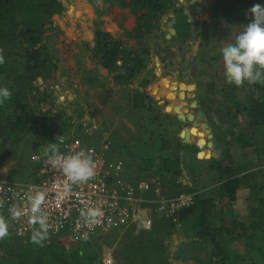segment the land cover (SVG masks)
<instances>
[{"label": "rangeland", "instance_id": "obj_1", "mask_svg": "<svg viewBox=\"0 0 264 264\" xmlns=\"http://www.w3.org/2000/svg\"><path fill=\"white\" fill-rule=\"evenodd\" d=\"M207 1L208 3L206 4L205 0L176 1L180 3L177 5V9L181 12L185 10L187 12V15L183 14L185 17H193L195 20V28L200 24L201 31L197 32L195 29V31L192 32V35L196 36L194 38L192 37V39H195V45H184L181 49L182 53H179L176 49L180 46L174 47L172 41L166 39L170 28L168 27V23L172 19L169 15L164 17L167 21L162 20L160 28L155 30L151 36H147L144 40L137 41L130 38V31L126 29L124 24L115 22L107 16V12L100 0H63L67 10L62 16H54L52 18L53 30H49L46 33L47 39L45 41L47 51L58 63L60 86L49 90L53 104L46 106V109H49V111L46 112L45 121L37 122L35 125L37 128L35 132L27 133L21 145H15L11 141L4 144V137H0V181L2 179L9 180L11 176L16 182H26L22 180L28 176L29 171H26L27 167L22 169L19 165V161L16 159L19 155H23L25 151H30L28 156L31 157V160L28 161L33 162V156L45 155L44 149L46 144L57 142V139L61 137H74L80 139L87 145L93 146H99L103 142L111 140L114 145L113 148H116L115 151L119 154H116L114 158H122L127 167L125 169L126 173H128H125V179L131 182L143 180L151 184V191L145 197V199L149 201L174 200L183 195L191 194L186 192V185L188 184L183 183L185 179L183 175L180 179L181 185L175 186L169 184L168 181H164L153 171H143L140 166L141 160L119 146L117 141L131 140L132 142H138L139 146L141 142L147 141L151 133H153V130L155 131L156 129L155 125H157V122L155 118L165 107L153 101V109L150 111H146V109L141 110L139 107V109L134 108L133 92L138 87L135 85L133 88H125L117 84L112 75L91 60L87 46L94 45L95 33L98 29L125 41L132 49H136L140 45L142 48L144 44H147L152 48L151 55H153L148 65L147 74L149 77H151V71L155 69L156 62L158 61L161 63L163 61L162 64L171 65V67L175 69L183 67V71L185 69V72H188V70H190L189 55L191 53L197 55L198 58H196L195 64L193 63V67H203V69L200 68L201 74L199 75V79L204 82V85L213 80L215 83L217 77L212 79L209 72L220 73L221 75L219 76H221V81L217 82L222 84V87L226 89L225 96L231 100L229 101L230 106L225 107L227 114L222 117L224 118L221 120L222 125L218 126V133L220 134L219 136H221V133H223L224 130L226 131L229 126L232 125V122H234L235 115H237L235 113L237 110L236 101L244 100L251 85L245 83L242 87L238 88L235 85H229L225 82L220 50L227 44L234 42L236 34L242 31L243 28H236V26H234L228 33H226V30L223 31L220 27L216 28L215 21L217 18L216 15L218 14L217 12L224 4L228 3L229 0ZM195 9L197 10L196 13L194 12ZM173 12L171 14L176 18L177 15ZM184 16L182 17V23H185ZM193 22L189 24H194ZM177 29L182 31L183 26L181 28L177 25ZM188 29L190 30V26ZM158 48L161 54H158ZM22 70L21 62L13 60L9 66V76L16 77L22 73ZM165 76L166 74H164L162 78L164 79ZM163 82L164 81L160 82V84ZM38 84L41 85L42 81H39ZM181 85L188 88L184 86L187 84ZM182 90L183 89L179 88L177 91H174L178 96L179 91ZM186 91L189 90L186 89L183 92ZM217 97L219 98L218 94ZM169 100L172 101L173 99ZM175 104L176 103L172 104L168 109L171 111L175 109L178 110ZM229 112L230 114H228ZM56 125H64L65 127L60 128L51 139L48 133L51 129H54ZM147 126H149L150 130L145 129ZM175 126L176 123H174L173 127ZM151 127H153L152 130ZM138 138H141L142 141H139ZM262 140L264 142V131L261 136V141ZM200 145L203 146L204 143ZM20 146L23 147L20 148ZM140 148L145 150V147ZM141 152L142 150L140 149V153ZM248 153L251 154L250 162L256 164L258 161H256L254 151L249 150ZM148 155L149 154L143 152L140 158L148 157ZM200 157L204 158L209 156L203 153ZM191 159L189 158L187 161L190 162ZM203 162L202 160H198V162L193 163V165H198L199 170L201 169L200 171L202 172V170L204 171L206 169L204 167L205 163L203 164ZM259 163L263 165L264 159L260 160ZM185 166H187L186 161ZM202 173L194 180L195 187L198 189L204 187V183H208V179L205 178ZM188 175L192 178V173ZM35 177L34 175L32 178V175H30L29 179L32 181ZM149 201H146L139 207L137 213L138 223L127 229L115 228L111 230L112 233L100 234L103 238L100 240L99 247L94 249V252H80L82 261L80 264H162L163 260L167 261L165 262L166 264H209L208 254L210 252L203 251L202 248H192L191 244H189L190 248H188L187 253L182 254L184 261L176 259L180 246H183L185 243L188 245V243L198 241L199 238L197 235H199L200 232H198L199 228L197 229V227H199V225H194L195 221L193 218L186 224L180 223L178 219L177 221L168 220L156 211L157 204ZM223 206L226 217L221 221L220 208H222V206L220 208L218 207V211L214 218L215 226L213 225L211 227L213 229L217 226H221L223 228L222 230L227 233V231H232V218L228 215L230 206L227 204ZM0 214H5L4 216L8 219L9 224V236L0 240V264H20L12 260L14 257L11 255L15 253L18 247L17 238L23 242L29 240L31 242L32 235L19 237L9 221L10 219L8 218L7 211L0 209ZM263 224L264 219L262 224L258 222L255 238L258 239L257 245L259 248L257 246V249L262 250L264 255ZM153 228L156 230L155 232ZM242 237L247 240L245 235ZM235 239L236 232L234 234L229 233L226 236L228 248L234 253H244V241H242L244 248H239V250L236 249L237 244ZM11 242L13 244H11ZM81 242H74L68 237H48L44 241L43 246L33 243L32 246L34 247L29 249L32 253L31 260L37 261L41 256H44V252L39 250L42 247L49 248L54 245L56 251L64 253L68 259L72 261L73 258H71V256L78 251V245ZM153 242L158 245L161 252L154 248ZM8 245L12 247H8ZM133 245L134 248L131 247ZM181 249L183 250V248ZM260 257L264 259L261 255ZM108 261L111 262L108 263Z\"/></svg>", "mask_w": 264, "mask_h": 264}, {"label": "trees", "instance_id": "obj_2", "mask_svg": "<svg viewBox=\"0 0 264 264\" xmlns=\"http://www.w3.org/2000/svg\"><path fill=\"white\" fill-rule=\"evenodd\" d=\"M100 1L107 16L115 22L124 24L130 31V38L137 41L151 36L155 30L160 28L163 18L177 9L175 0ZM255 4L264 6V0H229L217 12L215 27L226 30V33L230 32L234 26L243 28L251 22L249 9ZM66 10L63 0H0V49H3L5 60L4 64H0V87H8L13 93L10 100L0 105V137H4V144L11 141L15 145H21L27 133L35 132L36 123L45 121L46 112L49 111L46 106L53 104L49 90L60 86L59 66L46 49V33L53 30L52 18L62 16ZM183 16V14L177 15L176 19L177 25L181 28L183 26V33L179 32V35L185 40L191 37V31L188 29L190 24L187 22V16H184L185 23H182ZM87 48L91 60L112 75L117 84L125 88H133L135 85L138 87L133 92L134 108L139 107L146 111L153 109V101L146 91L152 86L153 78L152 73V78L147 74L152 49L149 45L144 44L142 48L140 45L132 49L125 41L98 29L95 33L94 45H88ZM158 54H161L159 48ZM13 60L20 61L23 68L22 73L16 77L9 76V66ZM39 81H42L41 85L38 84ZM165 84L167 85L166 81ZM174 90L175 85L171 87L173 93ZM218 92L223 93L222 90ZM173 93L169 92L168 98L174 99L176 95ZM243 101L241 105L237 104L235 112L237 115L232 125L219 136V139L226 144L223 156L220 159L212 158L208 161L209 169L215 175L216 185L209 190L205 189L206 187L198 189L195 184L186 185V192L195 194L194 205L179 211L177 219L180 223L186 224L193 218L194 225H199L197 229L199 228L200 234L197 235L198 241L180 246L176 255L177 260L183 259L182 254L187 253L190 248L189 244H191L192 248H202L203 251L210 252L208 254L209 264H264V259L260 257V255L264 257L262 250L257 249L258 239L255 238L257 231L250 232L248 227L239 224L238 228L241 229L242 236L245 235L247 238V240L243 237L240 239L242 241L244 239L245 243V252L242 254L234 253L226 244V236L229 233L234 234L237 227L236 217L232 211V206L236 203V193L248 178V175L244 174L239 158L236 159V151L251 146L259 151L263 145L261 136L264 131V84L251 85ZM168 111L171 110L168 109ZM165 117L155 118L157 122L155 131L153 130L148 140L141 142L140 146L138 142L131 140L117 142L122 149H126L141 160L140 166L143 171H153L164 181L177 186L181 185L180 179L183 175L185 161L192 157V163L198 162L196 158L198 147L184 146L176 138V133L170 132L169 128L174 126V123L178 124V120H171L172 117L167 114ZM64 127V125H56L50 130L48 136L52 139L53 135ZM145 129L150 130L149 126ZM138 140L142 141L141 138ZM106 142H111V140ZM202 143L205 142L202 140L200 144ZM111 146L113 149L112 142ZM140 147H145V150ZM139 148L142 150L141 153ZM143 152L149 154L148 157L140 158ZM28 154L30 151H25L23 155L16 158L22 169L27 167L26 171H29L28 176L22 181L36 182V178L31 181L29 177L30 175L34 177L40 165L28 161L31 160ZM208 156L210 157V154ZM9 180L14 181L11 176ZM224 204L230 206L228 215L231 216L233 225L232 231H227V233L222 230L221 226L213 229L211 227L214 225L218 207L222 206L220 208L221 221L226 217ZM153 230L156 231L154 228ZM92 238L79 243L78 251L71 256L72 261L64 253L56 251L54 245L39 249L44 252V256L37 261H32V253L29 249L34 247L33 243L30 240L23 242L17 238L18 247L15 253L11 254L14 257L12 260L20 264H80L82 262L80 252H94L103 237L97 235ZM152 244L157 251L161 250L157 244L154 242ZM8 247L12 246L8 245ZM131 247L134 248V245ZM165 262L167 261L163 260L162 264H166Z\"/></svg>", "mask_w": 264, "mask_h": 264}, {"label": "built area", "instance_id": "obj_3", "mask_svg": "<svg viewBox=\"0 0 264 264\" xmlns=\"http://www.w3.org/2000/svg\"><path fill=\"white\" fill-rule=\"evenodd\" d=\"M58 143L64 155L73 154L81 148L92 149L96 163L95 176L87 183L73 185L69 189L63 175L47 163L46 156H33V162L41 167V181L33 183L1 180L0 199L4 201L2 209L7 211L11 205L17 203L26 209L28 186L36 185L46 191V201L42 207L49 217V238L68 237L74 242H81L100 233H109L115 228L127 229L138 223V209L149 201L141 194L149 193L151 184L143 180L131 182L125 179V162L122 158L110 157L111 142H104L98 147L86 145L78 138L61 137ZM153 203L157 204L158 213L168 220L177 221L179 211L194 205V195H183L174 200H158ZM86 207H99L103 213L99 223L92 229L83 226L79 215L80 209ZM7 215L10 219L8 212ZM9 221L19 237L32 235L33 228L28 223L27 213L19 221ZM85 234L87 239L84 238Z\"/></svg>", "mask_w": 264, "mask_h": 264}, {"label": "crops", "instance_id": "obj_4", "mask_svg": "<svg viewBox=\"0 0 264 264\" xmlns=\"http://www.w3.org/2000/svg\"><path fill=\"white\" fill-rule=\"evenodd\" d=\"M173 28L177 31V35L179 37V46H181L180 48L176 50H178L179 53H182L181 48H183V46L185 45L184 41L186 39L184 40L182 36L179 35V32H182V31H179V29H177V21L175 25L173 26ZM192 37L194 38L196 36L193 35ZM192 41L193 42L191 43H187L188 46L195 45V39H192ZM151 57H153V55H151ZM196 58H198L197 55L193 53L189 55L190 70H188V72H185V69L183 71V67H179V69H175L171 67V65L168 66V65L162 64L163 61L162 63L159 61L156 62L155 69L151 71V73L153 74L152 83H151L152 86L150 88H147V94L151 97L152 101L157 102L158 105L165 107L162 109L161 113L158 115L160 118L165 117V114H167L170 117H172L171 120H178V124H176L175 127L173 126L169 127L170 132L176 133V138L184 146H197L198 153L196 154V158L198 160L204 161L203 164L205 163L204 167L206 169L204 171L202 170L203 172L202 173L200 171L201 169L199 170L198 165L194 166L190 160H189L190 162L186 161L187 166H185V169L183 172V176L185 178L183 180V183L188 184V186H192L193 184H195L194 180H196V178L199 177V175L202 173L204 177L208 179V183H204L205 184L204 187H206L205 189L209 190L214 185H216V183H215V175L211 172L208 166L209 165L208 161L211 160L212 158H215L213 155L214 149H213V144L212 146H208V143L209 142L214 143L215 141H222L224 143L223 153L225 152L226 144L223 140L219 139L220 134L218 133V126L222 125L221 120L224 119L222 117L225 116L227 113V111H225V107L230 106L229 101L231 100L225 97L226 89L222 87V84L217 82V81H221V76H219L221 75L220 73L209 72L210 77L212 79L216 77L217 78L215 79V83L213 80L204 85V82L201 81V79H199V75L201 74L200 68L203 69V67L202 66H199L200 68L193 67V63L195 64ZM197 63H198V60H197ZM164 74H166V76L163 79L162 76ZM183 75H186L188 78H190V81L189 82L184 81ZM162 81L164 82L160 84V82ZM165 81L167 82V85L165 84ZM181 84L194 85L195 90L186 91L184 93L185 99L183 100H181L176 95V92L174 91L175 93L173 94L176 95V97L173 99L174 101L173 100L170 101L169 100L170 98H168V95H169V92L171 94V87L175 85L176 87L175 90L177 91V89H179V86ZM219 90H222L223 93H219L218 92ZM217 94L219 95V98L217 97ZM243 102L244 101H236V104L241 105V103ZM174 103H176L175 105L177 107H180V110H178L177 112H175V110L168 111V108ZM193 104H196V107H193ZM185 109H189L190 113L195 115V117L198 116L200 112H202L206 116L207 124L209 128H211V130L213 131V139H211L209 134H207L206 132H205L204 139L200 138L197 135H192L190 140L188 141L181 138V132L183 130H191L192 128L195 127V125L192 122L188 121L187 113L185 112ZM198 123H199L198 131L204 132L200 126V124L204 123V121H201V122L198 121ZM202 140L205 142L203 146L200 145V142ZM115 150L116 148L112 149L110 157H113V158L115 157V155L117 154ZM249 150L254 151L256 155V161H258L256 164H253L250 162L251 154L248 153ZM202 153H205L206 155L210 154V157L201 158L200 155ZM238 158H239L240 165L244 171V174L248 175L247 181L241 186V188L236 193V204L232 206V211H234V216L236 217V226H237L236 227V244H237L236 249H239V248L243 249L244 244L242 240H240L242 237V232H241V229L238 228V226L240 227L239 224L245 225V227H248L250 232H253V231H257L256 229L258 228L257 227L258 222L262 224L263 219H264V164L260 165L259 163L260 160L264 159V142L259 151H256L253 146L244 148L243 150L236 151V159ZM215 159H220V158H215ZM40 169L41 167L39 168L38 172L35 174L36 182H33V183H38L41 181L42 175L40 173ZM125 173H126V169H125ZM125 173H124V177H125ZM189 173H192L193 180L192 178L189 177L188 175ZM199 192H201V190H199ZM149 193H142L141 195L143 197H146ZM100 234H103V233H100ZM100 234L99 236H101ZM182 261L184 260L182 259Z\"/></svg>", "mask_w": 264, "mask_h": 264}, {"label": "clouds", "instance_id": "obj_5", "mask_svg": "<svg viewBox=\"0 0 264 264\" xmlns=\"http://www.w3.org/2000/svg\"><path fill=\"white\" fill-rule=\"evenodd\" d=\"M249 13L252 17L251 22L236 34L234 42L220 50L225 82L238 88L245 83L264 84V6L255 4L249 9ZM4 63L3 49H0V64ZM12 95L8 87H0V105L10 100ZM44 154L47 163L63 175L69 189L73 185L87 183L95 176L96 163L92 149L81 148L73 154L64 155L60 151L59 143L54 142L46 144ZM26 201L28 205L26 209L17 203L11 205L7 212L13 221H19L27 213L28 223L33 228L31 242L43 246L51 227L48 214L42 207L46 201V191L36 185H29ZM3 207L4 201L0 199V209ZM102 214L99 207L82 208L79 213L83 226L89 229L99 223ZM8 236V219L0 214V240ZM84 238L87 239V234Z\"/></svg>", "mask_w": 264, "mask_h": 264}, {"label": "water", "instance_id": "obj_6", "mask_svg": "<svg viewBox=\"0 0 264 264\" xmlns=\"http://www.w3.org/2000/svg\"><path fill=\"white\" fill-rule=\"evenodd\" d=\"M193 1H197V0H193ZM177 11L174 10V14L176 13ZM170 16L173 18L172 21H170L168 23V27H170V30H169V33L167 34L166 36V39H169L172 41V45L174 47H178V42H179V37L177 35V31L173 28V26L175 25L176 23V19L174 18V15L173 14H170ZM164 21H167L165 18L163 19ZM189 23H192L194 21V18L193 17H189ZM199 29H200V26H199ZM183 80L186 81V82H189L190 81V78H188L187 76H184L183 77ZM184 86H187L188 88L192 89L193 90H189V91H194L195 90V86L194 85H184ZM180 89H182V85L179 86ZM185 92L183 91H179L178 93V97L181 98L183 97V99H185ZM184 95V96H183ZM195 97V95H194ZM182 99V100H183ZM193 107H196V104H193ZM178 110H180V107L177 108ZM178 110L175 109V112H177ZM185 112L187 113V119L188 121L192 122L195 127L192 128L191 130H183L181 132V138L185 139V140H189L191 138L192 135H197L199 136L200 138L204 139L205 137V132L207 134H209L210 138L213 139V131L211 130V128H209L208 124H207V118L206 116L200 112L198 114V116L195 117V115L191 114L190 113V110L189 109H185ZM184 118V116H183ZM198 121H204V123L200 124L201 126V129H203L204 132H201V131H198ZM213 144V155L215 158H221L222 155H223V145L224 143L222 141H215L214 143H208V146H212Z\"/></svg>", "mask_w": 264, "mask_h": 264}, {"label": "flooded vegetation", "instance_id": "obj_7", "mask_svg": "<svg viewBox=\"0 0 264 264\" xmlns=\"http://www.w3.org/2000/svg\"><path fill=\"white\" fill-rule=\"evenodd\" d=\"M186 1H187V0H186ZM203 3H204V2H203ZM206 3H208L207 0H205V4H206ZM179 4H180V3L177 2V5H179ZM177 5H176V6H177ZM183 6H185V5H183ZM176 11H177V12L175 13L176 15H181V14H185V15H187V12H186L185 10H184L183 12H181L179 9H177ZM194 12L196 13L197 10L195 9ZM188 20H189V17H188V19H187V22L189 23ZM193 23H194V24H190L191 37L193 36V35H192V32H194L195 29L197 30V32H201L200 29H199L200 24L197 25V27L195 28V26H194V25H195V20H194ZM191 37H190V38H187V39L184 41V42H185V43H184L185 45H188L187 43H191V42H193L192 39H191ZM178 44H179V42H178ZM180 44H181V43H180ZM178 46H179V45H178ZM180 47H181V46H180ZM180 47H179V48H180ZM181 49H182V48H181Z\"/></svg>", "mask_w": 264, "mask_h": 264}, {"label": "bare ground", "instance_id": "obj_8", "mask_svg": "<svg viewBox=\"0 0 264 264\" xmlns=\"http://www.w3.org/2000/svg\"><path fill=\"white\" fill-rule=\"evenodd\" d=\"M198 10H199V8H198ZM182 89H183L182 91H184V90H186V89H187V90H193V88H192V89H190V88H186V87H183V86H182ZM171 92H172V91H171ZM183 96H184V95H183ZM180 99L182 100V99H183V97H181Z\"/></svg>", "mask_w": 264, "mask_h": 264}]
</instances>
